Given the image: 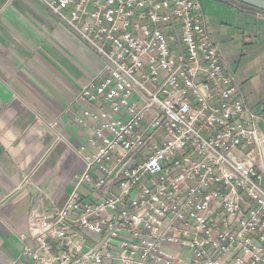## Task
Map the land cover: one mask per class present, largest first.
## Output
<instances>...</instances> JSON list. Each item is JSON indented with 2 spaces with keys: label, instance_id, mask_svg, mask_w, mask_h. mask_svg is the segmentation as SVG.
Listing matches in <instances>:
<instances>
[{
  "label": "built area",
  "instance_id": "1",
  "mask_svg": "<svg viewBox=\"0 0 264 264\" xmlns=\"http://www.w3.org/2000/svg\"><path fill=\"white\" fill-rule=\"evenodd\" d=\"M37 1L102 67L93 154L62 207L38 195L21 264H264V121L199 0Z\"/></svg>",
  "mask_w": 264,
  "mask_h": 264
},
{
  "label": "crops",
  "instance_id": "2",
  "mask_svg": "<svg viewBox=\"0 0 264 264\" xmlns=\"http://www.w3.org/2000/svg\"><path fill=\"white\" fill-rule=\"evenodd\" d=\"M214 1L257 23L243 33L257 54L247 70H255L235 78L264 121V14ZM203 12L218 49L220 26ZM101 67L99 56L37 0H0V264H21V236L38 195L47 197L45 210L62 207L84 157L93 154V124L82 114L96 107L78 96Z\"/></svg>",
  "mask_w": 264,
  "mask_h": 264
},
{
  "label": "rangeland",
  "instance_id": "3",
  "mask_svg": "<svg viewBox=\"0 0 264 264\" xmlns=\"http://www.w3.org/2000/svg\"><path fill=\"white\" fill-rule=\"evenodd\" d=\"M202 9L209 16V20L216 26H220V35L223 43H219L218 49L224 53V63L229 72L233 73L239 80L241 73L245 71L247 74L251 62H254V51L245 45L248 39L244 32L256 28L257 23L249 16L240 15L236 9L226 7L225 5L215 2L214 0H199ZM230 4H235L240 7L242 5L232 1L224 0ZM258 78V77H257ZM264 138V133L262 132Z\"/></svg>",
  "mask_w": 264,
  "mask_h": 264
},
{
  "label": "water",
  "instance_id": "4",
  "mask_svg": "<svg viewBox=\"0 0 264 264\" xmlns=\"http://www.w3.org/2000/svg\"><path fill=\"white\" fill-rule=\"evenodd\" d=\"M232 1L264 13V0H232Z\"/></svg>",
  "mask_w": 264,
  "mask_h": 264
},
{
  "label": "trees",
  "instance_id": "5",
  "mask_svg": "<svg viewBox=\"0 0 264 264\" xmlns=\"http://www.w3.org/2000/svg\"><path fill=\"white\" fill-rule=\"evenodd\" d=\"M226 1V0H225ZM244 8H246V9H249V10H252V11H256V12H259V11H257V10H254V9H252V8H249V7H246V6H244V5H242ZM259 13H262V12H259ZM264 14V13H263Z\"/></svg>",
  "mask_w": 264,
  "mask_h": 264
}]
</instances>
